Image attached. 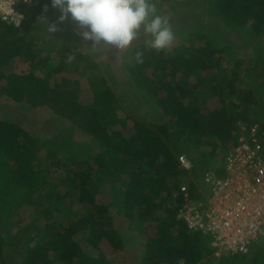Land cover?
Segmentation results:
<instances>
[{"label":"trees","instance_id":"1","mask_svg":"<svg viewBox=\"0 0 264 264\" xmlns=\"http://www.w3.org/2000/svg\"><path fill=\"white\" fill-rule=\"evenodd\" d=\"M172 1L154 0L158 11L168 12L177 9ZM204 1L220 30L201 33L183 27L176 33L180 43L174 47L157 51L138 45L133 50L130 74L163 116L156 123L131 110L124 120L115 115L114 108L121 107L111 87L103 78L89 75L95 68L89 69L88 55L71 50L77 47L73 44L77 22L70 17L61 22V12L51 7V0L18 2L15 9L23 17L18 26L0 18V180L4 179L0 183L8 182L5 176L11 169L10 183L35 186L36 191L17 213L6 219L0 215V264H108L110 253L127 249L134 255L138 252L137 264H264V238L253 244L248 255L226 253L214 260L211 238L190 232L177 219L182 205L177 194L183 181L189 175L202 180L200 172L181 168L179 153L185 150L205 167L222 159L243 128L259 125L264 130L263 104L240 86L258 73L255 62L245 61L242 52H257L254 42L264 39V0ZM48 22L57 26L55 33L49 32ZM227 30L242 31L240 45ZM220 37L223 41L218 44ZM226 50L235 57L232 66L223 64ZM52 51L58 64L45 77L38 76L35 70L47 67ZM137 52L143 53L142 63L135 59ZM18 62L26 63L27 70L9 74ZM88 84L93 98L83 101L90 97L82 89ZM39 109L50 112L52 129L58 128L47 143L70 152L76 167L67 174L69 185H62L51 204L44 197L49 189L39 180L51 182L65 164L58 160V151L42 147L40 129L21 123L22 113L35 115ZM89 146L94 155L91 165L75 151L80 148L85 153ZM188 185L191 192L197 189L191 182ZM105 186L113 191L114 204L118 201L116 217L125 222L122 227L116 226L101 197L102 203L98 200ZM63 198L68 200L66 208L73 212L76 206L79 211L87 208L88 213L58 224L56 214H66L57 209Z\"/></svg>","mask_w":264,"mask_h":264},{"label":"rangeland","instance_id":"2","mask_svg":"<svg viewBox=\"0 0 264 264\" xmlns=\"http://www.w3.org/2000/svg\"><path fill=\"white\" fill-rule=\"evenodd\" d=\"M172 3H173L172 4L173 7L177 6V9L175 11L168 12L165 9H163L162 11L161 10L158 11L159 14L165 16L169 20L170 26L172 27L175 33V40L171 46L174 47L175 45H178L180 43V40L176 33L185 30L183 29V27L191 31L194 30V32L197 30L201 33H206L208 31L214 33L216 32V30H220L222 28L221 24L217 22L216 19L212 18L208 13L209 7L204 0L200 4H198V1L196 0L193 2L189 0H173ZM195 13L198 14V17H194ZM75 29L77 36L75 38L76 41L73 44L74 46L77 47H72L71 50L74 51L79 49L78 50L79 52L88 55V58H90V63L88 64L89 69L95 68L90 70L89 75L90 76L97 75L98 77L103 78L106 81L107 85L111 87L119 102L117 107H121L120 110L114 108L115 115H117V117L120 118L121 120H124L125 115L133 111L136 116H139V118H142L149 123H156L159 120H161L163 116L160 114L159 109L154 105V103H151L150 101H148L147 98H145L144 92L138 87L139 85L137 86L138 84L137 80L132 77L129 70L130 67L134 65L133 63L134 48L138 45H149V43H146V41H150L151 38L145 37L143 33H141L140 38L137 41H134L132 47L125 50L113 51L111 49L104 47L90 48L92 46V41L84 40L81 35V33L84 30L79 28V26H75ZM227 35L232 38V41H235L238 45H240L241 43L240 41L243 38L242 31H236L235 34H231V31L227 30ZM219 41H217V43L221 44L223 41L222 37L219 38ZM246 41L252 43V41L249 38H246ZM254 43H255L254 46L258 48L257 52H254V49H251L248 52L244 50L242 52V57L245 59V61L253 60L257 67L258 73L257 75L255 74L254 76L250 75L245 80H242L240 86L243 89L245 88L244 89L245 91L247 89L249 91H252L254 94V100H256V102L260 104H263V108H264V39L259 38ZM51 55L52 56L49 58V62H47L48 64L46 65L47 66L46 68L39 66L37 70H35L38 76L45 77L48 72V69L53 68L54 65L58 64L59 58L57 57V53L52 51ZM39 57L40 59H43L45 58V55H40ZM232 57L233 54L231 52H227L226 50L223 64L225 66H232L231 59L232 60L235 59V57L233 58ZM244 65L246 67L247 63H245ZM12 67H14L15 70H12L10 68L8 71L9 74L13 71L17 73H23L27 70L26 63H22V62L15 63L14 65H12ZM69 73L72 72H66V75H68ZM82 89L83 91H86L87 95L90 94L89 98L83 97L82 99L83 101L85 99L93 98L94 90L92 89L91 84H88L87 87ZM4 106L7 108L5 103H3V107ZM9 106L12 107L13 105H9ZM10 116L11 113H9V115H7L6 118L9 120ZM50 117H53L52 114L50 112L48 113V111H46L45 109H39L35 115L28 114L27 112L21 114V123H24L25 121L31 125H34L37 129H40L38 135L40 134L39 137L42 147L48 149L49 151H58V160H60L63 164H65L64 168L66 169L65 170L61 169L55 172L53 177L55 179L53 180L51 178V182H49L50 181L49 178H45V180L41 178L39 180L40 182L44 183L46 187H48L49 190L44 194V197L46 199V203L51 204V202L55 199V195H58L56 193L61 191L63 187L62 185L67 183L66 180L67 174L70 172V170L72 169L74 170L76 167L73 166V163L70 159V152L55 149L51 143H47L46 140L51 135V133H54L55 131H57L58 133V128L56 130L52 129L53 126L52 122L54 121L53 120L49 121ZM238 123L243 124L242 122H238ZM85 141H89V139L85 138ZM92 148L93 146L87 147L85 153L80 151V148L76 149L75 151H78L79 158L86 159L88 161L90 160V165H91L93 164L92 160L94 155H91V153L89 152L90 149ZM203 154L206 159H210L209 154L206 153ZM182 156L187 157L189 161H191V163L193 164L192 169L194 171H197L198 173L200 172V174H202V180L204 179V175L207 172L215 168L216 163H221V164L224 163V161L218 160V161L210 162L208 166L206 165L205 167H202L199 165V163L196 162L194 157L190 158L188 154L185 152V150L184 152L179 153L177 159L179 160ZM197 159H199L198 156ZM7 172L11 173L10 175H12V177L7 176L8 175L7 173L5 177L8 178L7 180L8 182L6 184H3L2 186L0 183V190H1L0 215L3 219H6V217H10L14 213H17L18 211L23 209L22 205L28 199V196L36 192L35 186H29L28 184L26 185L19 184L15 186L13 182L10 183V181L13 180L14 174L12 173L13 171H11V169H8ZM3 180H0V182H2ZM202 180L201 181L196 180L194 179V177H191V175H189L188 181L186 182V180H184L182 184L183 186L190 187L188 184L191 182L193 183L194 187H199L203 191V196L201 197V199L205 202L206 200L210 199L211 194H210V188L205 187L204 183H202ZM66 185H69V182ZM104 190H106V193ZM113 196H114L113 191L109 187L105 186L104 188H102L101 194H98L97 197H99L98 200L102 203V201L100 200L101 197L104 203L109 207L111 217L115 219L116 226L122 227L124 226L125 222L121 221V219H118L116 217L117 214L120 212V208H119L120 206L118 204V201H117V205L114 204L116 198L113 201ZM67 201L65 198H63L61 199V201L58 203L57 206V209L58 208L63 209L62 212L66 213L59 215L56 214L55 219L60 222V223L58 222V224L60 225L64 221H66V219H78L81 217L83 213H88L87 208H84V210L79 211V207L77 206L73 208V210L77 212H73L69 207L67 208L65 207ZM97 204H99V202ZM130 254L133 255V258L131 257ZM136 254H138L137 251ZM135 255L128 249L122 252L120 251L116 254L110 253L107 258L108 264H130L132 259L136 261ZM218 258L219 257L216 256L214 260H217Z\"/></svg>","mask_w":264,"mask_h":264},{"label":"built area","instance_id":"3","mask_svg":"<svg viewBox=\"0 0 264 264\" xmlns=\"http://www.w3.org/2000/svg\"><path fill=\"white\" fill-rule=\"evenodd\" d=\"M18 2L29 5L32 0H0V18L18 26L23 19L15 9ZM223 155L224 163L204 175L209 200L201 199L199 187L191 192L181 186L177 219L192 233L209 236L217 257L248 255L253 244L264 238V130L259 125L243 128ZM179 163L186 171L193 168L185 156ZM221 171L224 177L219 176Z\"/></svg>","mask_w":264,"mask_h":264},{"label":"clouds","instance_id":"4","mask_svg":"<svg viewBox=\"0 0 264 264\" xmlns=\"http://www.w3.org/2000/svg\"><path fill=\"white\" fill-rule=\"evenodd\" d=\"M51 7L61 12V22L69 17L77 22L84 30L83 39L92 41L90 48L125 50L141 33L151 38L146 43L157 51L169 49L175 40L169 20L159 14L154 0H51ZM48 25L51 34L57 31L55 24ZM142 57V52L135 54L138 63Z\"/></svg>","mask_w":264,"mask_h":264},{"label":"crops","instance_id":"5","mask_svg":"<svg viewBox=\"0 0 264 264\" xmlns=\"http://www.w3.org/2000/svg\"><path fill=\"white\" fill-rule=\"evenodd\" d=\"M227 149H228V148H227ZM225 153H226V150H225ZM223 156H224V155H223ZM222 158H223V157H222ZM217 164H219V163H216V165H217ZM216 165H215V166H216ZM195 189H196V188H195Z\"/></svg>","mask_w":264,"mask_h":264}]
</instances>
